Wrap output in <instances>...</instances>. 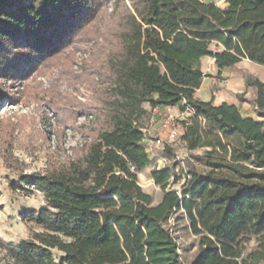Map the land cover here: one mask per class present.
Wrapping results in <instances>:
<instances>
[{
  "label": "trees",
  "instance_id": "obj_1",
  "mask_svg": "<svg viewBox=\"0 0 264 264\" xmlns=\"http://www.w3.org/2000/svg\"><path fill=\"white\" fill-rule=\"evenodd\" d=\"M100 8L101 0H0V79L24 80ZM113 13L111 98L91 141L60 166L22 176L46 206L26 216L40 231L0 241L8 264H264V81H245L255 90L254 118L235 104L194 98L201 56L219 69L246 58L264 66V0H225L223 8L116 0ZM183 100L192 108L180 134L188 155L151 170L163 192L154 204L138 185L151 164L139 117L144 103L184 110ZM180 217L197 238L188 262L170 225Z\"/></svg>",
  "mask_w": 264,
  "mask_h": 264
},
{
  "label": "rangeland",
  "instance_id": "obj_2",
  "mask_svg": "<svg viewBox=\"0 0 264 264\" xmlns=\"http://www.w3.org/2000/svg\"><path fill=\"white\" fill-rule=\"evenodd\" d=\"M210 1L223 4V0ZM115 2L101 0L99 15L88 27L24 80L0 79V241L16 244L30 238L32 231H40L26 216L46 203L42 192L23 182L22 176L60 166L91 141L98 127L96 114L112 95L113 76L107 55L116 25ZM151 114L146 109L139 117L151 164L140 171L138 185L156 204L163 192L151 180V170L170 165L175 158L181 160L186 151L178 130L174 140L166 138L162 144L156 141L155 131L150 132L156 122L150 121ZM182 120L179 115L173 117L172 127L182 130ZM165 147L173 153L168 155ZM179 186L180 182L171 187ZM186 224L182 217L177 223L170 221L184 262L198 247L197 238L185 229ZM0 263H9L1 247Z\"/></svg>",
  "mask_w": 264,
  "mask_h": 264
},
{
  "label": "crops",
  "instance_id": "obj_3",
  "mask_svg": "<svg viewBox=\"0 0 264 264\" xmlns=\"http://www.w3.org/2000/svg\"><path fill=\"white\" fill-rule=\"evenodd\" d=\"M204 1L212 2L210 0ZM215 4L223 8L225 6V0H223L222 5ZM199 64L204 76L201 79L199 88L194 93L196 100L211 101L215 106L223 102L227 104L232 103L237 105L243 116L255 117V107L254 103H252L255 90L252 87H246L245 81L246 78L258 79L261 82L264 81L263 65L261 66L246 58L230 67L219 69L215 63V59L208 56H201ZM237 94H243L242 101L236 97ZM145 109L152 113L151 115L153 117L150 115V121H156L154 125H151L150 132L154 133L155 131L156 134L153 137H156V141L161 144L163 140L168 138L167 131L161 127L163 119L170 118L172 120L173 117H178L179 115L181 119L185 120V118L192 116V113H184L177 105L158 106L152 109L147 104ZM177 130L180 134L182 133V130H179V128Z\"/></svg>",
  "mask_w": 264,
  "mask_h": 264
},
{
  "label": "built area",
  "instance_id": "obj_4",
  "mask_svg": "<svg viewBox=\"0 0 264 264\" xmlns=\"http://www.w3.org/2000/svg\"><path fill=\"white\" fill-rule=\"evenodd\" d=\"M182 105L184 106V110H183V112L185 113V112H188V113H192V108L190 107V105H188L187 103H186V101L185 100H183L182 101ZM161 127L163 128V129H165L166 131H167V137L170 139H175V138H177L178 136H177V128H174V127H172V121H171V119L169 118V119H163L162 120V123H161ZM145 132V129H143V133ZM188 154H187V152H186V156H187ZM185 156V157H186ZM158 162L160 163L161 162V160H158ZM166 165V164H165ZM164 165V166H165ZM163 167V166H162ZM157 168H158V166H157Z\"/></svg>",
  "mask_w": 264,
  "mask_h": 264
}]
</instances>
